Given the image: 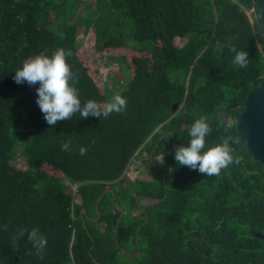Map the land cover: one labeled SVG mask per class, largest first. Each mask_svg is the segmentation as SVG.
I'll return each instance as SVG.
<instances>
[{
    "label": "trees",
    "instance_id": "1",
    "mask_svg": "<svg viewBox=\"0 0 264 264\" xmlns=\"http://www.w3.org/2000/svg\"><path fill=\"white\" fill-rule=\"evenodd\" d=\"M83 1L0 0V264H264V176L240 146L233 122L244 96L264 78L256 5L91 0L92 14L85 15L78 13ZM80 28L91 29L96 51L126 68L118 93L127 99L126 112L106 119L77 113L53 128L36 104L39 84L17 85L12 77L26 59L63 48L79 75L82 104L92 99L103 107L113 91L99 88L76 55ZM231 47L248 53L246 68L233 64ZM201 116L213 128L204 150L231 136L232 155L240 158L211 177L174 159V148L189 144L188 129ZM64 142L72 151H61ZM141 152L156 178L127 182L124 169ZM17 153L24 167L12 162ZM107 186L113 198L100 195L96 216L95 200ZM136 194L146 203L131 216L124 209L137 208ZM114 202L125 211L115 235ZM32 228L47 238L42 259L26 234L18 250L12 246L18 229Z\"/></svg>",
    "mask_w": 264,
    "mask_h": 264
},
{
    "label": "clouds",
    "instance_id": "2",
    "mask_svg": "<svg viewBox=\"0 0 264 264\" xmlns=\"http://www.w3.org/2000/svg\"><path fill=\"white\" fill-rule=\"evenodd\" d=\"M234 53L233 64L238 68H246L249 62L248 53L245 50H237L235 47L229 49ZM14 82L19 85L26 83L28 86L39 84L36 88V104L43 114L45 122L55 127L58 122L71 120L77 113L80 119H88L90 116L98 119L108 118L111 114H123L126 112L127 99L119 94L111 97L104 103L103 107L97 101L89 99L83 104L80 100L79 90L75 85L78 83L79 75L71 70L67 63L66 53L63 48H59L51 56L36 55L26 59L22 67L15 71L12 77ZM227 128L232 124L227 123ZM213 132L207 116H201L192 123L188 129L190 137L187 146L174 148V159L179 165L186 166L190 170H196L205 176L219 175L233 163L239 164L240 158L232 155L233 143L231 136H226L223 143L208 148L206 151V137ZM63 152L72 151L70 142L60 145ZM79 154L84 156L87 149L79 148ZM7 230V226H4ZM25 234L32 247L36 250V255L43 258V250L47 246V238L40 233L38 228L18 229L12 237L14 250L19 249L18 241Z\"/></svg>",
    "mask_w": 264,
    "mask_h": 264
},
{
    "label": "rangeland",
    "instance_id": "3",
    "mask_svg": "<svg viewBox=\"0 0 264 264\" xmlns=\"http://www.w3.org/2000/svg\"><path fill=\"white\" fill-rule=\"evenodd\" d=\"M84 1L85 2L88 1L89 3L88 8L86 9H84V3H83ZM84 1L78 5V13H82V11L84 10L85 15H91L93 3L91 0H84ZM248 12L249 11H247L246 14H248ZM125 26L126 28H129L130 23L127 22ZM126 40H127V44L130 46L137 44L136 42L133 41L132 38L131 39L127 38ZM174 41L176 42L177 46H179L182 42V39L175 37ZM76 43L77 45H79L76 49V55L85 64L88 74L92 78L94 83L99 88L105 85L108 89L113 91L112 94H109V97H108L109 99L107 100L109 101L112 96L118 94L119 91L124 88L125 83L127 81V77H128V72L126 68L124 67V65H122V68H121L119 65V61L113 60V59L110 60L104 57V53L98 52L94 49L93 33L91 32L90 28H88L86 31H83L81 28L77 30ZM123 53H125L127 57H129V55L131 54V52L128 51L127 49H123ZM174 109H177V108H174ZM159 127H160V124L156 126L157 129ZM147 158H148V155L145 152H141L134 159H132L131 162H129V165L124 169V175L126 176L127 182H132L133 180L145 179L147 177H150L151 170L149 168V164L146 163ZM160 159H161V154L155 157V160L157 162L156 165L158 166L159 169H162V165L159 163ZM12 162L14 163L16 167H24V161L22 159V156L18 153L14 155V157L12 158ZM47 171L56 172L55 170H52V168H48ZM156 171L159 172L157 169ZM153 172H152V175H154V177L156 178V174L155 173L153 174ZM161 175L165 176L166 173L162 172ZM65 185L68 186V183H65ZM133 186L135 185L133 184ZM106 188H109V187L107 186ZM137 202L140 204V206L146 203V201L141 200L139 196L137 197ZM120 204L124 206L125 200L120 199ZM136 207L137 208L135 207L128 208V206L126 205L124 210H129V213L131 214V216H137L139 205H137ZM124 212L125 211H123L122 213ZM98 228L101 229V224L98 226ZM126 246L130 247L127 244ZM122 251H124V249H122ZM135 254H137V251L135 252ZM121 257H123L124 261H126L125 256H121Z\"/></svg>",
    "mask_w": 264,
    "mask_h": 264
},
{
    "label": "water",
    "instance_id": "4",
    "mask_svg": "<svg viewBox=\"0 0 264 264\" xmlns=\"http://www.w3.org/2000/svg\"><path fill=\"white\" fill-rule=\"evenodd\" d=\"M252 2L256 5L261 23V28L264 32V0H252ZM175 106L176 103L173 102L171 105V111L175 110ZM233 122L236 128L237 138L239 140L240 146L247 153L248 157L253 160V162L259 164L260 171L264 176V78L259 80L256 85L252 86L249 89L248 93L244 96L242 100V110L240 112L235 113ZM168 135H171V132H168ZM105 191L110 192L111 198H113L112 191L109 188H105L97 196L94 205L96 216H98L96 204L99 200L100 195ZM138 196V194L134 196L136 203ZM114 204L118 209V215L115 219L114 226L115 235L118 220L123 212V208L117 203ZM80 212H83V209H80ZM80 219L82 221V217H80ZM135 241L136 249H138L136 232Z\"/></svg>",
    "mask_w": 264,
    "mask_h": 264
},
{
    "label": "flooded vegetation",
    "instance_id": "5",
    "mask_svg": "<svg viewBox=\"0 0 264 264\" xmlns=\"http://www.w3.org/2000/svg\"><path fill=\"white\" fill-rule=\"evenodd\" d=\"M152 173V172H151ZM140 198H142L140 195H139Z\"/></svg>",
    "mask_w": 264,
    "mask_h": 264
},
{
    "label": "crops",
    "instance_id": "6",
    "mask_svg": "<svg viewBox=\"0 0 264 264\" xmlns=\"http://www.w3.org/2000/svg\"><path fill=\"white\" fill-rule=\"evenodd\" d=\"M138 203V202H137ZM139 204V203H138ZM139 206H140V204H139Z\"/></svg>",
    "mask_w": 264,
    "mask_h": 264
}]
</instances>
